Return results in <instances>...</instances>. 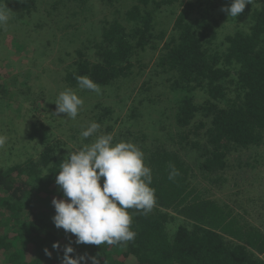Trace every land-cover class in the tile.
Segmentation results:
<instances>
[{
  "label": "trees",
  "instance_id": "1",
  "mask_svg": "<svg viewBox=\"0 0 264 264\" xmlns=\"http://www.w3.org/2000/svg\"><path fill=\"white\" fill-rule=\"evenodd\" d=\"M223 2L231 0H53L39 14L36 0H0L19 21L36 18V31L50 33L45 52L55 38L72 45L64 86L101 99L136 92L118 127L106 120L114 114L108 103L84 101L87 115L68 141L40 119L27 122L24 139L37 154L0 165V264H62L69 244L73 258L93 256L100 264H264V206L219 196L225 188L238 195L247 170L264 165V0H251L227 35L213 13ZM150 55L137 82L135 70ZM77 75L100 92L80 89ZM8 84L0 76V97ZM9 93L0 100L5 105L28 101L21 90ZM91 122L115 131L114 143L137 145L152 171L155 206L147 214L128 209L136 236L119 245H77L53 223L52 200L64 198L55 183L60 163L95 139L80 136ZM172 166L179 174L170 180Z\"/></svg>",
  "mask_w": 264,
  "mask_h": 264
},
{
  "label": "clouds",
  "instance_id": "2",
  "mask_svg": "<svg viewBox=\"0 0 264 264\" xmlns=\"http://www.w3.org/2000/svg\"><path fill=\"white\" fill-rule=\"evenodd\" d=\"M251 0H231L222 8L231 18L240 17ZM8 7H0V26L8 20ZM82 90L99 93L101 86L88 76L75 77ZM83 99L71 88L61 91L55 101L56 116L67 114L75 120L83 107ZM100 124L91 122L81 131L82 139L95 137L60 163L55 183L63 192V199L54 198L53 223L76 237L75 244L119 245L134 240L132 216L128 209L149 213L156 203L155 189L151 187L152 171L144 162L140 148L126 141L113 142L111 134H98ZM5 137L0 136V145ZM172 166L169 179L178 175ZM103 186L101 187V179ZM59 250V242L53 244ZM75 249L69 244L64 248L62 264H100L96 257L82 255L73 258ZM51 256V252L45 249Z\"/></svg>",
  "mask_w": 264,
  "mask_h": 264
},
{
  "label": "rangeland",
  "instance_id": "3",
  "mask_svg": "<svg viewBox=\"0 0 264 264\" xmlns=\"http://www.w3.org/2000/svg\"><path fill=\"white\" fill-rule=\"evenodd\" d=\"M36 1L37 11H40L38 12L39 14L47 12L53 2V0ZM190 1L194 2V0ZM228 6H230V3L223 2L218 5L213 12L219 20L220 32L224 33V35L234 31L235 27H238V25L242 23V21H239V17L231 18L227 13L222 11V8ZM37 11L36 14H38ZM9 13L10 10L8 11V22L0 26V76L10 84H8V93L1 96L0 100H8L12 94L9 92L16 93L21 90L23 93V100L28 99V101L19 105V101L16 102V100H13L11 101L12 106L5 105L0 101V136L5 137V142L0 145V165L2 161L5 160L14 162L24 157L37 154V149L34 146L35 143H30L28 140L25 141L24 139V134L28 133V121L33 122L35 119H40L46 123V125L49 124L52 128L51 130L59 138L68 141L70 128H74V126L77 125L75 124L76 121H79L80 118L81 120H85V116L87 115L84 112L85 108H83L85 105H83L79 111V113H81L80 116L75 120L68 119L65 113H61L59 116L55 115L57 107L55 101L59 93L67 89V87L64 86L63 75L69 64L67 53L72 46H68L69 41L67 42L55 38L53 39L54 45L52 48L47 49L45 52L48 45V35H50V33L47 32L46 34V29L44 28L40 31L41 33L36 31V18L30 21L31 23L27 21L23 22ZM167 13L166 11L162 13V19L164 21H166ZM165 27L167 28L168 25H165L162 21V29ZM60 34L61 33H59V36ZM152 58L153 56L150 55L141 59L142 64L135 70L137 71L140 69V77L137 78V82L143 81L145 73H147L146 71L149 70L147 65ZM152 63L153 62H151L150 65H152ZM84 93L86 95L88 92L84 91ZM135 94L136 92L133 93V96H135ZM127 95L128 93L121 96L118 95L116 98L101 99L102 95L96 98L91 95L87 97L83 95L84 97H82L78 94V96L83 99V102L87 100L89 104L100 99L108 103L107 107H112L114 114L107 117L106 120L112 123V125L116 123V127L123 122L129 112V107L132 105L133 96ZM33 100L38 104L34 105L31 110L32 106L30 103H33ZM88 121L89 120L86 121V125ZM105 130H99L100 133L98 134H111L112 136L115 134V131L107 132ZM23 131L24 133H22ZM70 139H73V137ZM74 139L76 140V138ZM9 140L11 141L12 148L8 146L7 142H9ZM70 145L78 148L75 143L70 142ZM38 148L40 149V147ZM242 165L247 166L246 164ZM246 174L247 175L243 176L245 179L239 184V188L235 189V192L239 193L238 195L232 196L233 190H227L225 188L222 192H219V196L227 201H232L235 205H242L244 203L250 205L251 200H256L255 202L258 203V206L263 207L264 165H261L257 170L250 168L247 170ZM5 215L6 214H1L0 217H6ZM250 215H252L250 217L252 220L257 216L253 214V212ZM5 223L6 222H3L2 225H5ZM256 226L259 227L257 224ZM262 227H264V224ZM262 258H264V254Z\"/></svg>",
  "mask_w": 264,
  "mask_h": 264
}]
</instances>
